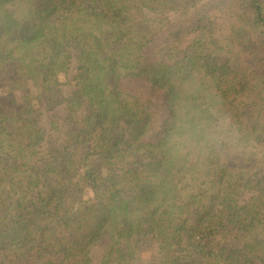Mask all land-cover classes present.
<instances>
[{"label":"trees","instance_id":"trees-1","mask_svg":"<svg viewBox=\"0 0 264 264\" xmlns=\"http://www.w3.org/2000/svg\"><path fill=\"white\" fill-rule=\"evenodd\" d=\"M102 241L98 264H264V0H0V264Z\"/></svg>","mask_w":264,"mask_h":264},{"label":"rangeland","instance_id":"rangeland-1","mask_svg":"<svg viewBox=\"0 0 264 264\" xmlns=\"http://www.w3.org/2000/svg\"><path fill=\"white\" fill-rule=\"evenodd\" d=\"M166 17H168L169 21L173 22L174 24H184L186 20L185 17L180 16L179 14H169L166 15ZM156 44L154 43L155 46H157ZM123 88L133 93H136L144 100L150 102L151 110L154 113V123L152 125V133L161 132L164 129L166 120H168L169 118V106L165 92L160 88L153 87L151 82L145 78L125 80L123 82ZM71 91H72V86L65 87L66 94H70ZM54 112H58V114L60 115L65 114L64 105L58 106L56 109H52L51 111L45 112L44 116H42V123L44 125L46 126L50 125L49 122L51 120L50 116ZM106 244H107L106 241H102L98 246H96L92 250V254L94 257V264H98V260L102 255Z\"/></svg>","mask_w":264,"mask_h":264}]
</instances>
